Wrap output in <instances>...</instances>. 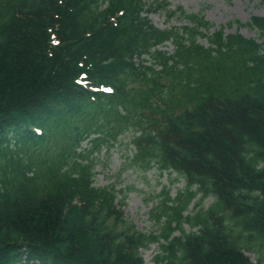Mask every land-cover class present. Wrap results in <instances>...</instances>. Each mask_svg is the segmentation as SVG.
<instances>
[{
    "label": "trees",
    "instance_id": "1",
    "mask_svg": "<svg viewBox=\"0 0 264 264\" xmlns=\"http://www.w3.org/2000/svg\"><path fill=\"white\" fill-rule=\"evenodd\" d=\"M236 24L258 39L169 0H0V264H264V18ZM130 134L122 174L184 184L151 233L95 185Z\"/></svg>",
    "mask_w": 264,
    "mask_h": 264
},
{
    "label": "rangeland",
    "instance_id": "2",
    "mask_svg": "<svg viewBox=\"0 0 264 264\" xmlns=\"http://www.w3.org/2000/svg\"><path fill=\"white\" fill-rule=\"evenodd\" d=\"M172 9L178 6L184 8L187 14H201L208 22L211 23L213 32L220 27H227V33L239 31L246 38L258 39L259 32L248 26L239 27L236 22L246 25L253 17L264 18V0H169ZM150 18L154 25L161 29L171 26H181L179 20L173 19L168 21L162 13H152ZM232 23L231 28L228 25ZM260 43L263 40H259ZM199 43L208 47L205 39H200ZM164 51L172 54L174 46L167 43L163 48ZM146 65L150 61L146 60ZM131 139V134L124 138L122 144L113 149L111 153H106L96 167V187H105L116 185L118 189H130L127 206L125 208L126 220L132 223L140 232L151 233L157 229V226L150 218V210L153 207L154 200L152 197L158 195L163 187L171 189L173 197H176L178 191L184 189V184H173L167 174L159 176L156 171L148 174L127 171L122 174L124 157L130 154L127 145ZM175 177V176H173ZM213 203V199H208L205 206L208 207ZM186 231L190 229L186 227ZM160 252L157 245H152L141 252L145 264H154L156 255ZM253 264H258L259 253L248 254Z\"/></svg>",
    "mask_w": 264,
    "mask_h": 264
}]
</instances>
